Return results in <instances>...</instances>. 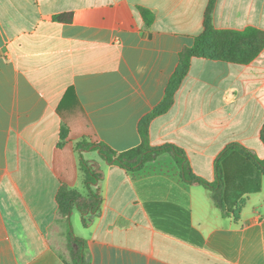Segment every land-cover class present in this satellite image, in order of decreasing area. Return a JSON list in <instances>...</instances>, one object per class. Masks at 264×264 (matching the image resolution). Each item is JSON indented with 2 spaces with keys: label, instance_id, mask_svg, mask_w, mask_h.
I'll list each match as a JSON object with an SVG mask.
<instances>
[{
  "label": "crops",
  "instance_id": "crops-1",
  "mask_svg": "<svg viewBox=\"0 0 264 264\" xmlns=\"http://www.w3.org/2000/svg\"><path fill=\"white\" fill-rule=\"evenodd\" d=\"M207 4L0 0V264H72L70 233L89 264H264V176L256 191V170L238 153L221 163L234 218L208 190L183 183L169 154L130 173L75 149L82 140L116 152L140 145L139 122L163 100ZM212 23L264 32V0H216ZM263 125L264 49L248 65L193 58L173 105L150 123L149 143L182 149L192 173L212 183L230 144L264 160ZM80 157L102 173L88 227L76 209L62 217L56 201L62 185L86 196Z\"/></svg>",
  "mask_w": 264,
  "mask_h": 264
},
{
  "label": "trees",
  "instance_id": "trees-1",
  "mask_svg": "<svg viewBox=\"0 0 264 264\" xmlns=\"http://www.w3.org/2000/svg\"><path fill=\"white\" fill-rule=\"evenodd\" d=\"M215 4L216 0H208L203 17V30L194 38L192 46L185 47L180 52L178 66L168 81L163 100L140 120L138 125V132L141 138L140 145L124 152H116L97 140H82L76 143L75 149L80 156L83 152L96 151L107 164L117 166L130 173L142 170L147 163L155 161L162 154H169L176 164L179 178L183 183L202 186L210 192L214 206L221 211L223 217H231L232 215L236 218V211L232 210V205L229 204L224 196L225 177L221 163L231 153H238L245 163L255 168L257 181L254 185L255 190L258 191L260 189L258 177L264 176V160H259L252 151L238 144H230L226 146L216 159L214 165L215 181L209 183L192 173L182 149L174 145L153 148L149 143L150 123L156 117L165 114L173 105L175 93L188 74L193 58L248 65L264 49L263 31L251 27L241 31L215 29L212 23ZM138 10L145 23L150 25L154 16L144 8L139 7ZM53 20L56 22H70L71 15L54 16ZM67 135V128L62 127L60 138L63 142ZM260 140L264 144V125L260 130ZM62 143L59 147L63 145ZM79 164L85 176L86 196L70 189L67 185H62L58 190L56 201L62 217L68 220L72 210L76 209L82 215L84 227H88L100 212L102 198L97 192L93 191V187H96L101 181L102 173L81 157ZM68 248L72 264H89L86 258V244L82 239L70 233Z\"/></svg>",
  "mask_w": 264,
  "mask_h": 264
}]
</instances>
